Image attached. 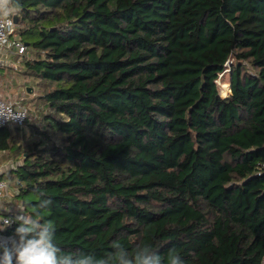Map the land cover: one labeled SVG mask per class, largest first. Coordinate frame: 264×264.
Returning a JSON list of instances; mask_svg holds the SVG:
<instances>
[{
	"label": "trees",
	"instance_id": "1",
	"mask_svg": "<svg viewBox=\"0 0 264 264\" xmlns=\"http://www.w3.org/2000/svg\"><path fill=\"white\" fill-rule=\"evenodd\" d=\"M13 13L46 109L28 132L1 129L0 150L15 194L35 197L26 211L37 188L53 201L41 215L55 242L264 264V0H19Z\"/></svg>",
	"mask_w": 264,
	"mask_h": 264
},
{
	"label": "clouds",
	"instance_id": "2",
	"mask_svg": "<svg viewBox=\"0 0 264 264\" xmlns=\"http://www.w3.org/2000/svg\"><path fill=\"white\" fill-rule=\"evenodd\" d=\"M14 4L19 7V0H0V16L11 15ZM22 118L21 114L0 105V119ZM36 191L40 199L33 212H28L26 206H21L16 215H4L10 209L0 206V232L6 231L12 224L17 225L12 236L0 237V264H165L159 249L151 244H137L130 250L114 241L111 250L103 256L84 251L65 252L55 242V223L41 215L50 208L53 201L44 198L40 189L37 188ZM167 264H185V261L174 250H169Z\"/></svg>",
	"mask_w": 264,
	"mask_h": 264
},
{
	"label": "rangeland",
	"instance_id": "3",
	"mask_svg": "<svg viewBox=\"0 0 264 264\" xmlns=\"http://www.w3.org/2000/svg\"><path fill=\"white\" fill-rule=\"evenodd\" d=\"M25 56L27 58L28 54L26 53ZM22 61L21 57L11 56L6 60L4 65L0 66V95L5 99L21 100L29 110L28 120H32L36 118V116H40V113H43L46 107L39 97L41 93L39 87L36 86L37 80L33 77L24 75ZM232 62L233 61H231V63ZM229 74L230 71L228 69L217 81L219 95L221 97H225L228 89L227 85H230ZM28 88H31V92H29ZM26 125L27 123L23 129L28 132ZM16 166L17 164L14 165L10 154L7 151L0 150L1 177L7 180L9 184V193L11 196H7L6 198L11 204L10 207L14 209L13 212L18 210L20 204L31 202L35 198L33 194H15L17 192L16 174L12 173V169H15ZM0 201H3V199Z\"/></svg>",
	"mask_w": 264,
	"mask_h": 264
},
{
	"label": "built area",
	"instance_id": "4",
	"mask_svg": "<svg viewBox=\"0 0 264 264\" xmlns=\"http://www.w3.org/2000/svg\"><path fill=\"white\" fill-rule=\"evenodd\" d=\"M14 15H10L7 17L0 16V62L5 64L6 60L11 56L21 57V61L24 59L25 54L27 53V45L17 37V28ZM0 105L9 107L12 112L19 113L22 115V119L19 120H3L0 119V130L8 127V126H16V127H24L26 120L28 119L29 110L23 104L21 100H11L5 99L0 95ZM15 165V163H14ZM1 176V172H0ZM9 184L7 180L0 177V200L9 195ZM23 206V205H22ZM21 207V205H20ZM14 211L13 213H3L4 215H16L18 213ZM12 234H7L4 232H0V237H10Z\"/></svg>",
	"mask_w": 264,
	"mask_h": 264
},
{
	"label": "crops",
	"instance_id": "5",
	"mask_svg": "<svg viewBox=\"0 0 264 264\" xmlns=\"http://www.w3.org/2000/svg\"><path fill=\"white\" fill-rule=\"evenodd\" d=\"M14 13H13V10H12V14L11 15H13ZM29 89V88H28ZM7 196H11V194L9 193V195H7ZM6 196V197H7ZM3 198V201H0V206H2V207H4V208H8V209H10V211L9 212H6V213H12L13 212V208H11L10 206H11V204L9 203V201L7 200V198ZM5 200H7V201H5ZM21 205V204H20ZM20 205H19V207H20ZM22 205H23V203H22ZM21 205V206H22ZM18 207V208H19Z\"/></svg>",
	"mask_w": 264,
	"mask_h": 264
},
{
	"label": "water",
	"instance_id": "6",
	"mask_svg": "<svg viewBox=\"0 0 264 264\" xmlns=\"http://www.w3.org/2000/svg\"><path fill=\"white\" fill-rule=\"evenodd\" d=\"M13 18H14L16 24H17V23H18V16L15 14V15L13 16ZM2 65H4V63H3V62H0V66H2ZM230 86H231V85H230ZM28 90H29V92H31V88H29Z\"/></svg>",
	"mask_w": 264,
	"mask_h": 264
}]
</instances>
